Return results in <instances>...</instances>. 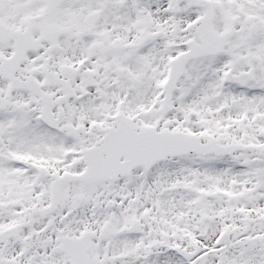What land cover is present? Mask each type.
I'll return each mask as SVG.
<instances>
[{"label":"snow or ice","instance_id":"obj_1","mask_svg":"<svg viewBox=\"0 0 264 264\" xmlns=\"http://www.w3.org/2000/svg\"><path fill=\"white\" fill-rule=\"evenodd\" d=\"M0 264H264V0H0Z\"/></svg>","mask_w":264,"mask_h":264}]
</instances>
